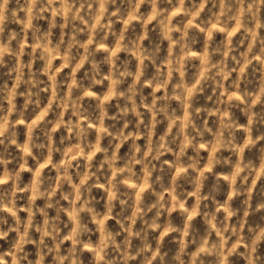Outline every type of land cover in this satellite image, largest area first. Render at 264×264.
<instances>
[{
  "label": "clouds",
  "instance_id": "obj_1",
  "mask_svg": "<svg viewBox=\"0 0 264 264\" xmlns=\"http://www.w3.org/2000/svg\"><path fill=\"white\" fill-rule=\"evenodd\" d=\"M0 264H264V0H0Z\"/></svg>",
  "mask_w": 264,
  "mask_h": 264
}]
</instances>
